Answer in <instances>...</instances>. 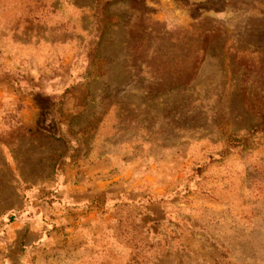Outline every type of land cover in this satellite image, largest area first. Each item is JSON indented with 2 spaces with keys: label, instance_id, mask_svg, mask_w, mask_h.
Here are the masks:
<instances>
[{
  "label": "rangeland",
  "instance_id": "374dc122",
  "mask_svg": "<svg viewBox=\"0 0 264 264\" xmlns=\"http://www.w3.org/2000/svg\"><path fill=\"white\" fill-rule=\"evenodd\" d=\"M0 264H264V0H0Z\"/></svg>",
  "mask_w": 264,
  "mask_h": 264
}]
</instances>
